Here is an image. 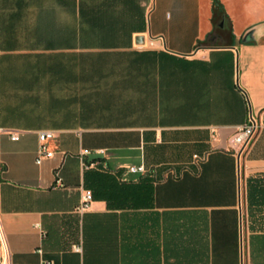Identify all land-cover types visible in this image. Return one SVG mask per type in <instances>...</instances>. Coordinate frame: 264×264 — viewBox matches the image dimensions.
<instances>
[{
    "label": "crops",
    "instance_id": "crops-1",
    "mask_svg": "<svg viewBox=\"0 0 264 264\" xmlns=\"http://www.w3.org/2000/svg\"><path fill=\"white\" fill-rule=\"evenodd\" d=\"M0 128V264H264V0H0Z\"/></svg>",
    "mask_w": 264,
    "mask_h": 264
},
{
    "label": "built area",
    "instance_id": "built-area-1",
    "mask_svg": "<svg viewBox=\"0 0 264 264\" xmlns=\"http://www.w3.org/2000/svg\"><path fill=\"white\" fill-rule=\"evenodd\" d=\"M247 121H248V125L245 126L243 129L237 131L229 140V145L231 149L233 150L234 155H236L237 157L242 155L248 149L251 141L253 140L255 136L257 125L254 119L249 115ZM2 132L3 130L0 128V133ZM7 133H8L10 141H17L19 139V135H20L19 131L9 130L7 131ZM49 138H51V133L49 132L39 133L37 136V140L40 145L37 150L35 161H34L36 165L40 164L43 158H48L51 156V153L46 152L43 146V143L45 142V140ZM85 154H87V151L83 150L82 155H85ZM193 158L196 160H199L196 157H193ZM126 172L129 174H137V175H144L146 173L142 165L130 166L127 168ZM53 186L54 188L62 187V183H61L60 178L58 177L57 171L54 172V185ZM90 201H91V193L89 191H84L81 196V201H80L78 210L79 211L85 210ZM41 264H51V263L47 261H43Z\"/></svg>",
    "mask_w": 264,
    "mask_h": 264
},
{
    "label": "trees",
    "instance_id": "trees-1",
    "mask_svg": "<svg viewBox=\"0 0 264 264\" xmlns=\"http://www.w3.org/2000/svg\"><path fill=\"white\" fill-rule=\"evenodd\" d=\"M211 23L212 31L207 35L204 41L199 42L198 45H228L226 39L231 37L229 22L226 19L221 6L216 1H213L211 6Z\"/></svg>",
    "mask_w": 264,
    "mask_h": 264
},
{
    "label": "water",
    "instance_id": "water-1",
    "mask_svg": "<svg viewBox=\"0 0 264 264\" xmlns=\"http://www.w3.org/2000/svg\"><path fill=\"white\" fill-rule=\"evenodd\" d=\"M136 41H140V39L138 38V39H136Z\"/></svg>",
    "mask_w": 264,
    "mask_h": 264
}]
</instances>
